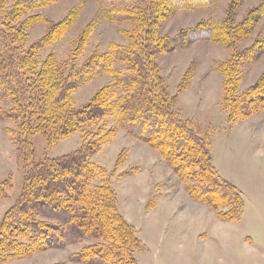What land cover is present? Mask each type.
Returning <instances> with one entry per match:
<instances>
[{
	"label": "trees",
	"instance_id": "trees-1",
	"mask_svg": "<svg viewBox=\"0 0 264 264\" xmlns=\"http://www.w3.org/2000/svg\"><path fill=\"white\" fill-rule=\"evenodd\" d=\"M52 1L0 0V103H10L0 105V118L17 122L9 132L27 160L21 192L0 223V264L85 239L91 243L71 254V260L138 264L136 253L143 242L118 207L107 168L92 160L119 129L159 149L183 179L197 182L189 186L193 195H206L204 200L223 219H241L245 206L241 190L215 166L213 139L176 108L177 95L169 92L159 62V55L212 35L213 27L193 28L174 38L159 32L163 18L178 8L196 6L199 0H98L106 19L132 25L125 29L129 43H113L82 64L60 62L55 52L42 53L66 34L75 20L72 15L51 23L44 37L27 44L28 27L39 21L40 14L22 16ZM90 34L88 27L73 59L85 52ZM234 66L223 67L222 106L232 125L264 108V81L256 90L242 92V77H234ZM100 75H108L110 82L78 106L75 90ZM80 131L82 143L76 150L34 160L37 134L55 145ZM7 186L0 178L1 197L7 196Z\"/></svg>",
	"mask_w": 264,
	"mask_h": 264
},
{
	"label": "rangeland",
	"instance_id": "rangeland-1",
	"mask_svg": "<svg viewBox=\"0 0 264 264\" xmlns=\"http://www.w3.org/2000/svg\"><path fill=\"white\" fill-rule=\"evenodd\" d=\"M102 9L98 0H54L34 7L22 16L40 14L39 21L28 27L27 44L44 37L51 23L65 21L69 15L75 18L72 26L44 48L43 56L55 52L60 62L82 64L113 43L128 44L125 29L132 25L109 21ZM88 27L91 34L85 52L73 59V50ZM209 27L214 29L211 36L163 53L159 62L169 92L177 95L176 108L213 139L214 163L241 190L244 212L239 220L223 219L204 200L206 195H193L189 186L197 182L183 179L159 149L119 129L92 160L107 168L118 207L143 240L136 253L138 264H264V148L256 141L251 122H245L264 120V108L232 125L222 106L226 64L235 65V78L241 75L242 92L256 90L264 81V0H199L196 6L178 8L163 18L159 32L174 38L183 31ZM184 81H189L188 86L180 89ZM109 82L108 75H100L79 86L74 92L77 105L88 103ZM109 120L116 123L112 117ZM16 123L0 118V178L8 183L7 196H0V223L24 182L27 160L9 132ZM245 136L250 140L245 141ZM81 143V131L55 145L37 134L34 160L63 155ZM90 243L85 239L47 247L15 256L9 264H90L71 260V254Z\"/></svg>",
	"mask_w": 264,
	"mask_h": 264
},
{
	"label": "crops",
	"instance_id": "crops-1",
	"mask_svg": "<svg viewBox=\"0 0 264 264\" xmlns=\"http://www.w3.org/2000/svg\"><path fill=\"white\" fill-rule=\"evenodd\" d=\"M180 95V94H179ZM222 101H223V98H222ZM179 102H180V96H179ZM190 117V116H189ZM188 117V118H189ZM258 122H256V121H252L251 119H248L247 121H245V122H251L250 123V128L253 130V131H255V133H257V139H256V141H258L259 143L260 142H262V143H260L261 145H262V147L264 148V120H257ZM244 121L243 122H241V123H239V124H243V123H245ZM239 124H237V125H239ZM244 140L245 141H248V140H250V138L249 137H247V136H245L244 137ZM213 162H214V159H213ZM215 164V163H214ZM216 166V165H215ZM217 167V166H216ZM218 169V168H217ZM219 170V169H218ZM219 172H220V170H219ZM224 176V175H223ZM225 177V176H224ZM230 180V179H229ZM120 209V208H119ZM121 211V210H120ZM123 214V213H122ZM124 215V214H123ZM125 216V215H124ZM126 217V216H125ZM128 220V219H127ZM143 241V240H142ZM70 256V255H69ZM69 256H68V258H69ZM66 264H67V262H66Z\"/></svg>",
	"mask_w": 264,
	"mask_h": 264
}]
</instances>
